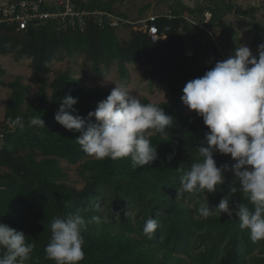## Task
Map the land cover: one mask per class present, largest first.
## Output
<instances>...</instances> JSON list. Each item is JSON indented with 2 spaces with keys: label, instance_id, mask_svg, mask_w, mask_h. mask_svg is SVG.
Listing matches in <instances>:
<instances>
[{
  "label": "trees",
  "instance_id": "trees-1",
  "mask_svg": "<svg viewBox=\"0 0 264 264\" xmlns=\"http://www.w3.org/2000/svg\"><path fill=\"white\" fill-rule=\"evenodd\" d=\"M119 2L123 0H76V7L128 19L126 13L118 11ZM197 2L189 7L178 1L170 14L158 15L156 24L167 38L155 41L135 28H131L129 39H120L118 28L100 22L95 15L86 16L83 30L55 21L31 23L26 29H18L16 22L0 23V56L13 53L17 61L30 58L29 80L40 86L33 95L21 75L4 81L5 69L0 64V85L11 89L5 120L0 123V222L23 231L27 241L35 244L27 264H55L44 252L51 236L50 223L54 217L64 218L77 209L86 222L81 233L85 258L79 264H264V240L253 242L248 231L241 230L235 214H221L216 208L227 195L230 207L239 201L252 208L238 182L237 192L229 191L234 179L231 172L224 174L225 184L217 185L214 193L204 190L177 197L176 187L192 163L201 159L197 146L207 147L203 140L209 131L201 117L187 113L182 89L240 46L236 32L224 18L252 12L233 0ZM207 13L211 17L205 22ZM247 25L255 31L249 48L258 57L256 48L264 27L253 17ZM217 30L225 38V52L214 34ZM63 56H85L99 75L104 71L102 66L108 68L113 63L119 65L123 78L129 74L127 64L151 68L152 85L158 83L169 95L167 101L155 104L174 118L167 135L147 130L158 152L152 164L133 168L130 157H90L76 143L79 133L66 130L54 119L62 98L68 95L78 98L74 107L87 117L111 92L99 86H82L69 71L50 80V63ZM37 116L45 120V128L29 126L30 119ZM16 117L22 118L23 129L11 125ZM214 159L218 167L233 163L230 155L218 152ZM62 161L80 163L83 189L67 183ZM201 206L210 208L207 218L200 216ZM93 216L107 222L97 225ZM149 218L158 222L150 237L142 231Z\"/></svg>",
  "mask_w": 264,
  "mask_h": 264
},
{
  "label": "clouds",
  "instance_id": "clouds-1",
  "mask_svg": "<svg viewBox=\"0 0 264 264\" xmlns=\"http://www.w3.org/2000/svg\"><path fill=\"white\" fill-rule=\"evenodd\" d=\"M257 52L258 57L240 44L232 55L215 62L203 76L183 87V104L202 118L209 131L203 140L207 147L197 146L201 159L192 163L176 187L177 197L204 190L214 193L217 185L225 184L224 174L231 172L234 179L229 191L236 193L238 182L252 208L239 201L230 207L229 195L216 208L221 214H235L241 230H247L253 242L264 240V43ZM77 103L78 98L71 95L62 98L54 119L66 130L79 133L76 143L88 156L97 160L130 157L133 168L150 165L158 158L157 146L152 145L147 130L167 135L174 120L163 108L142 102L123 85H115L87 117L78 113L74 107ZM11 125L24 128L21 117L12 120ZM29 126L45 128L46 122L37 116L30 119ZM215 152L230 155L233 163L218 167ZM198 211L204 218L210 215L209 207L201 206ZM92 222L99 225L107 220L93 216ZM85 224L80 209L64 218L54 217L49 243L44 248L46 258L55 264H79L84 260L81 233ZM157 228V220L149 218L142 231L150 237ZM34 248L23 231L0 222V264H27Z\"/></svg>",
  "mask_w": 264,
  "mask_h": 264
},
{
  "label": "rangeland",
  "instance_id": "rangeland-1",
  "mask_svg": "<svg viewBox=\"0 0 264 264\" xmlns=\"http://www.w3.org/2000/svg\"><path fill=\"white\" fill-rule=\"evenodd\" d=\"M178 1L189 7H195L198 3V0H123V2H119L116 7L118 11L120 10L121 12L126 13L128 19L135 23L148 16L170 14L171 9L173 6H176ZM233 1L244 10L252 9V12L250 15H243L242 17L234 13L229 14L230 16L228 17V20L224 18V22L232 25L233 30L239 38V45L242 44L249 47L250 42L255 35V31L251 26L247 25V21H249V18L253 17L258 24L264 27V0ZM143 8L145 9L141 11ZM131 25V27L123 26L117 29L116 32L120 39H129L131 28L134 29L135 27L142 26L141 23L137 24V26H135V24ZM214 34L217 36L220 48L225 52L227 50L225 38L220 35L218 30L214 32ZM189 40L190 36L187 35L186 41L189 42ZM261 43H264V34L261 36L257 48ZM0 64L5 69L4 74L1 76L4 81L9 82L15 79L16 76L21 75L24 79L23 82L31 86L32 94L34 95L38 92L40 86L29 80L32 72L30 58L24 57L22 60L17 61L13 53H10L5 56H0ZM50 67V80L54 79L61 72L69 71L73 76L79 79L82 86L93 85L112 90L115 85H123L136 94L141 100L149 99L153 103L167 101L169 98L167 92L159 89L158 83L152 85L150 67L127 64L129 74L126 78L122 77L117 63H113L108 68L102 66L104 69L103 73L101 75L97 74L94 70L93 64L87 60L85 56H78L75 58L63 56V58L58 60L55 59L51 62ZM47 90L49 94H51V89L47 88ZM10 94V88L0 85V123L5 120L6 104ZM185 108L187 113L195 114V112L190 111L187 106H185ZM61 165L64 167V171L68 174L67 183L77 189H83L85 186V180L78 170L80 169V163L71 165L66 161H62Z\"/></svg>",
  "mask_w": 264,
  "mask_h": 264
},
{
  "label": "built area",
  "instance_id": "built-area-1",
  "mask_svg": "<svg viewBox=\"0 0 264 264\" xmlns=\"http://www.w3.org/2000/svg\"><path fill=\"white\" fill-rule=\"evenodd\" d=\"M95 15L100 22H106L111 27L120 28L124 24L141 23V27L135 29L147 32L152 40L159 38H167L165 32L160 33L156 24L158 15L148 16L137 22H132L120 15L106 11L89 12L78 10L76 0H0V23L18 24V29H26L32 23L39 25L40 23L55 21L63 25H70L73 28L84 29L87 26L86 16ZM211 17V13L206 14L205 22ZM201 27L203 25H200ZM168 29V28H166Z\"/></svg>",
  "mask_w": 264,
  "mask_h": 264
},
{
  "label": "crops",
  "instance_id": "crops-1",
  "mask_svg": "<svg viewBox=\"0 0 264 264\" xmlns=\"http://www.w3.org/2000/svg\"><path fill=\"white\" fill-rule=\"evenodd\" d=\"M230 15L228 14L225 18H226V20H228V17H229Z\"/></svg>",
  "mask_w": 264,
  "mask_h": 264
}]
</instances>
